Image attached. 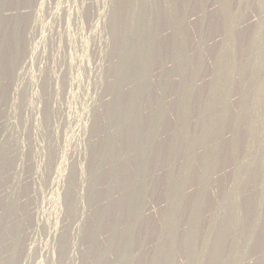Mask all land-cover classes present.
<instances>
[{"label":"rangeland","instance_id":"obj_1","mask_svg":"<svg viewBox=\"0 0 264 264\" xmlns=\"http://www.w3.org/2000/svg\"><path fill=\"white\" fill-rule=\"evenodd\" d=\"M1 258L264 264V0H0Z\"/></svg>","mask_w":264,"mask_h":264},{"label":"bare ground","instance_id":"obj_2","mask_svg":"<svg viewBox=\"0 0 264 264\" xmlns=\"http://www.w3.org/2000/svg\"><path fill=\"white\" fill-rule=\"evenodd\" d=\"M28 176V175H27ZM28 178V177H27ZM26 180V179H25ZM3 186V185H2ZM8 187V186H7ZM2 190V189H1ZM34 210V209H33ZM62 226V225H61ZM57 227V226H56ZM60 228V226H58ZM33 228V227H32ZM12 239V238H11ZM5 257V256H4ZM12 258V257H11ZM3 260V258L0 259V262ZM11 261V260H10ZM12 262V261H11ZM3 263V262H2Z\"/></svg>","mask_w":264,"mask_h":264}]
</instances>
